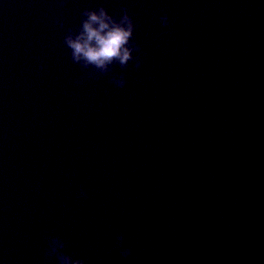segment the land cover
Returning a JSON list of instances; mask_svg holds the SVG:
<instances>
[{
  "label": "water",
  "instance_id": "95a60500",
  "mask_svg": "<svg viewBox=\"0 0 264 264\" xmlns=\"http://www.w3.org/2000/svg\"><path fill=\"white\" fill-rule=\"evenodd\" d=\"M99 7L128 10L139 68L72 60ZM52 237L87 264H264V0H0V264H59Z\"/></svg>",
  "mask_w": 264,
  "mask_h": 264
},
{
  "label": "clouds",
  "instance_id": "9594fccd",
  "mask_svg": "<svg viewBox=\"0 0 264 264\" xmlns=\"http://www.w3.org/2000/svg\"><path fill=\"white\" fill-rule=\"evenodd\" d=\"M85 19L82 20L80 30L77 33L69 30L65 36L64 43L71 50L72 60L83 68H95L99 73L107 75L111 66L119 64L126 68L130 61H136V67L141 66L139 57H134V52L140 51V45L133 42L136 29L133 18L124 10L122 18L117 20L108 14L104 7L96 9H85ZM165 26L169 25L167 14L160 17ZM90 75H92L90 73ZM112 83L123 88L127 81L123 75L114 77ZM82 198H87V192H81ZM118 246L122 257H129L132 249L124 246L125 235L118 236ZM66 248V242L59 237H52L48 240L46 255L56 257L59 264H87L84 259H74L72 255L66 254L62 249Z\"/></svg>",
  "mask_w": 264,
  "mask_h": 264
}]
</instances>
